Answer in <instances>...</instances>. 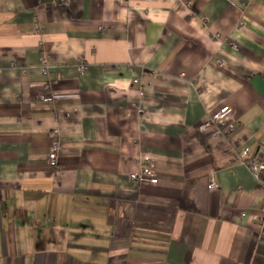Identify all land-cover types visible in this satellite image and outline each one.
<instances>
[{"label": "crops", "instance_id": "0c3cea01", "mask_svg": "<svg viewBox=\"0 0 264 264\" xmlns=\"http://www.w3.org/2000/svg\"><path fill=\"white\" fill-rule=\"evenodd\" d=\"M261 145L264 0H0V264H264Z\"/></svg>", "mask_w": 264, "mask_h": 264}, {"label": "built area", "instance_id": "2783aa9c", "mask_svg": "<svg viewBox=\"0 0 264 264\" xmlns=\"http://www.w3.org/2000/svg\"><path fill=\"white\" fill-rule=\"evenodd\" d=\"M221 63V62H219ZM82 69V66H79ZM41 72L46 75L49 73L50 67L47 65L45 58H42L40 64ZM41 90L37 96L38 101L50 108L57 120H62L66 117V114L60 112L55 104V96L52 91L50 82L46 81L42 83ZM231 108L229 106L221 107L217 112L208 118L200 126L201 131H205L214 128V136L226 137L233 131V125L227 124L225 122L227 116L231 113ZM60 151V133L59 129L56 128L51 133V144L49 148V153L47 156L48 166L52 169H57L58 166V154ZM237 160L240 164L244 165L251 176L259 182L264 188V145L259 146L256 153H252L248 147L241 149L237 155ZM129 179L132 182L138 184L148 183L156 184L157 178L152 170V161L150 159H145L139 171L131 173ZM207 188L209 191H217L218 185L213 178H210ZM245 214H242L244 217ZM263 224L260 227L263 229Z\"/></svg>", "mask_w": 264, "mask_h": 264}]
</instances>
